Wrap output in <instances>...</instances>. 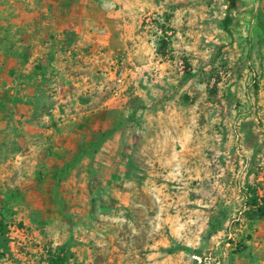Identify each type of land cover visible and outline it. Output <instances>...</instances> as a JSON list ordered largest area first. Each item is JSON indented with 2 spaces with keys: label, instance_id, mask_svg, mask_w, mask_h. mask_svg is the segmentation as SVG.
<instances>
[{
  "label": "rangeland",
  "instance_id": "rangeland-1",
  "mask_svg": "<svg viewBox=\"0 0 264 264\" xmlns=\"http://www.w3.org/2000/svg\"><path fill=\"white\" fill-rule=\"evenodd\" d=\"M0 264H264V0H0Z\"/></svg>",
  "mask_w": 264,
  "mask_h": 264
}]
</instances>
